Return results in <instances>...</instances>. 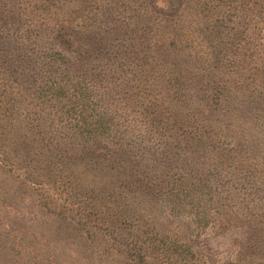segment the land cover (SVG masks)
<instances>
[{"label":"rangeland","instance_id":"rangeland-1","mask_svg":"<svg viewBox=\"0 0 264 264\" xmlns=\"http://www.w3.org/2000/svg\"><path fill=\"white\" fill-rule=\"evenodd\" d=\"M0 264H264V0H0Z\"/></svg>","mask_w":264,"mask_h":264}]
</instances>
